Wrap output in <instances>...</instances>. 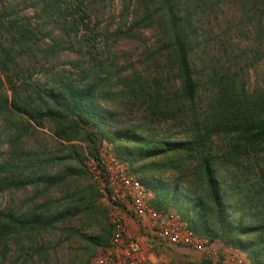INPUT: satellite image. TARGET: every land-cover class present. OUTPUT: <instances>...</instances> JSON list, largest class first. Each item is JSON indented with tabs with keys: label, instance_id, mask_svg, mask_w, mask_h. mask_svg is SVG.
Instances as JSON below:
<instances>
[{
	"label": "trees",
	"instance_id": "16d2710c",
	"mask_svg": "<svg viewBox=\"0 0 264 264\" xmlns=\"http://www.w3.org/2000/svg\"><path fill=\"white\" fill-rule=\"evenodd\" d=\"M218 1L239 6L240 26L254 29L264 52V0ZM141 5V15L115 32L135 37V25L154 28V55L174 75L167 84L161 75L116 74L98 58L99 34L91 26L88 0H31L34 19L21 15L18 2L0 0V88L7 83L11 90L0 108L18 118L13 142L22 143L32 131L48 128L61 148L72 145L67 153L49 157L23 156L13 147L0 161V194L27 193L20 205L0 206L3 257L13 240L22 242L19 249L47 257L44 234L84 212L99 210L100 232L86 239L110 244L108 207L98 202V182L84 166L86 153L97 155L106 138L154 193L157 208L177 210L196 233L242 249L251 264H264V177L242 172L246 163L264 153V87L251 88L238 60L232 57L226 63L217 52L210 51V61L199 67L196 55L203 36L190 0H142ZM80 34L83 46L91 47V63L81 64L76 73L58 71L46 86L24 77L26 61L55 58L73 49L74 37ZM222 48L229 55L226 46ZM202 85L208 91L203 106L199 102ZM118 96L141 104L153 120L187 126L185 138H172L138 123L119 126L112 120L108 102ZM75 143H86L87 152ZM63 164L61 172L50 170ZM62 188L65 192L58 195Z\"/></svg>",
	"mask_w": 264,
	"mask_h": 264
},
{
	"label": "rangeland",
	"instance_id": "374dc122",
	"mask_svg": "<svg viewBox=\"0 0 264 264\" xmlns=\"http://www.w3.org/2000/svg\"><path fill=\"white\" fill-rule=\"evenodd\" d=\"M14 1L20 5L21 15L33 19L36 17L33 9L29 7L31 0ZM66 1L70 2L71 0ZM154 1L155 3L158 2V0ZM88 2L92 9L91 26L99 34L96 36L99 50L97 52L94 50V52L100 60L105 62L108 68L116 74L130 75L137 72L151 76L161 75L166 84L168 79L174 77L172 73L170 74L163 59L154 55L153 45L156 37L154 28H137L135 25V37L129 34H116L115 32L119 27L128 28L134 17L136 20L141 15L142 0H88ZM217 3L220 4L217 5ZM190 5L195 14V24L203 36L200 40L201 47L196 55L197 64H200L199 67L205 64L207 60L210 61V51L217 52L222 57V61L226 63H229L232 57L235 61L238 60L239 64L244 67V77L251 88L264 87V52L260 51L261 41L257 35L253 34L254 29L252 27L240 26L239 6L232 1L224 3L218 0H190ZM211 5H214V9L211 8ZM137 32H141L140 37H137ZM88 33L94 34V31ZM81 34L74 37L75 47L73 49L65 50L55 58L40 57L34 61H26L23 66L24 77L46 86L53 82L58 71L68 70L76 73L81 64L87 66L91 63L89 62L92 60V54L89 51L91 47L83 46L84 40ZM106 40L109 42L107 45ZM205 44L208 46L206 49H204ZM223 45L226 46L229 55L222 51L224 50ZM200 92L199 102L203 106L208 99V91L202 85ZM0 93V103L4 96L11 95L7 83L0 88ZM120 97H114L119 98L117 100H108L114 118L111 115L109 117L119 126H124L129 122L138 123L160 134L170 135L172 138H185L187 126L180 127L176 123L153 120L141 104L134 105ZM17 120L18 118L14 114L0 108V161L8 157L13 147L23 152V156L49 157L50 155L65 154L72 146L68 144L64 145L66 148H61L60 143L48 128L32 131V136L22 143L15 144L13 138L17 133ZM219 142L220 144L223 143L222 141ZM76 144L83 146L84 151L87 152L86 143ZM75 150L79 151L80 148L77 147ZM66 165L68 166V163ZM64 166V164L58 165L50 170L61 172ZM239 172H245L249 177L256 179H260L261 176L264 177V153L260 154L252 164L246 163L242 172ZM64 192L65 190L62 188L58 195ZM26 196V192L6 191L0 194V206L20 205ZM98 202L106 205L109 212L110 205L103 198L100 190ZM101 214L100 210L92 211V213L84 212L80 217H76L67 223H61L52 233L44 234L41 238L48 245L50 252L47 257H41L33 250L23 251L22 248L19 249L22 242L18 243L13 240L10 242L11 250L6 257H3L0 252V264H86V262L90 264L106 248V246L97 245L86 239V236L96 235L100 232ZM158 250V261L178 258L181 261L192 260V262L199 264L205 259L202 254L185 247L167 246L158 248ZM22 253L25 254L22 255ZM25 256L28 258L27 261H24Z\"/></svg>",
	"mask_w": 264,
	"mask_h": 264
},
{
	"label": "built area",
	"instance_id": "2783aa9c",
	"mask_svg": "<svg viewBox=\"0 0 264 264\" xmlns=\"http://www.w3.org/2000/svg\"><path fill=\"white\" fill-rule=\"evenodd\" d=\"M84 166L110 205L112 229L110 244L90 264H191L178 258L158 261L154 245L185 247L214 264H250L242 249L196 233L175 209L157 208L154 193L108 139L101 140L97 155L86 153Z\"/></svg>",
	"mask_w": 264,
	"mask_h": 264
},
{
	"label": "crops",
	"instance_id": "0c3cea01",
	"mask_svg": "<svg viewBox=\"0 0 264 264\" xmlns=\"http://www.w3.org/2000/svg\"><path fill=\"white\" fill-rule=\"evenodd\" d=\"M131 223L133 224V226H135L133 221H131Z\"/></svg>",
	"mask_w": 264,
	"mask_h": 264
}]
</instances>
